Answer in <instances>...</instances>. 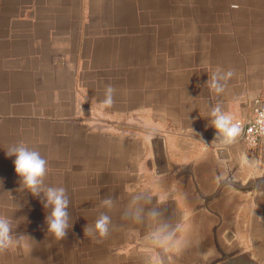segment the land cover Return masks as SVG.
<instances>
[{"label": "crops", "instance_id": "obj_1", "mask_svg": "<svg viewBox=\"0 0 264 264\" xmlns=\"http://www.w3.org/2000/svg\"><path fill=\"white\" fill-rule=\"evenodd\" d=\"M260 96L264 0H0V215L24 235L0 264H190L229 233L264 238V140L251 153L212 125ZM21 141L67 190L64 240L20 189ZM100 213L110 234L85 236Z\"/></svg>", "mask_w": 264, "mask_h": 264}, {"label": "clouds", "instance_id": "obj_2", "mask_svg": "<svg viewBox=\"0 0 264 264\" xmlns=\"http://www.w3.org/2000/svg\"><path fill=\"white\" fill-rule=\"evenodd\" d=\"M233 72L229 70L224 74L219 72L212 75L208 81L209 87L217 94L222 93L225 84L221 81H227ZM114 89L108 86L105 90V99L102 103L105 106H112ZM214 119L213 127L218 134H222L226 143H232L240 134L241 128L238 123H234L230 115L222 113L219 108L212 111ZM7 157H15V172L20 178V189L27 190L34 197H38L47 215L45 223L48 233L58 240H64L68 230L72 227V218L69 213L70 198L67 190L62 186H52L46 183L48 175V161L41 153L26 145L23 141L12 144L5 149ZM3 182L0 181V184ZM110 197L101 201L102 206H111ZM111 218L106 213H100L93 225H87L84 228L85 236L98 235L100 238H107L110 234ZM24 239V235H17L14 232L13 221L6 216L0 215V254L10 250L14 245Z\"/></svg>", "mask_w": 264, "mask_h": 264}, {"label": "rangeland", "instance_id": "obj_3", "mask_svg": "<svg viewBox=\"0 0 264 264\" xmlns=\"http://www.w3.org/2000/svg\"><path fill=\"white\" fill-rule=\"evenodd\" d=\"M251 224L252 223H250V225ZM227 237L229 246L225 243H219L217 248L218 251L214 254L189 255L194 258V261H191L190 264H264L263 237L238 238L234 236L233 233H229ZM260 240L262 241L263 252L257 251L259 250L257 242Z\"/></svg>", "mask_w": 264, "mask_h": 264}, {"label": "built area", "instance_id": "obj_4", "mask_svg": "<svg viewBox=\"0 0 264 264\" xmlns=\"http://www.w3.org/2000/svg\"><path fill=\"white\" fill-rule=\"evenodd\" d=\"M238 124L241 133L238 140L241 141L246 149L255 153L264 140V97L260 96L253 102L251 114ZM220 148L219 146L217 149Z\"/></svg>", "mask_w": 264, "mask_h": 264}, {"label": "water", "instance_id": "obj_5", "mask_svg": "<svg viewBox=\"0 0 264 264\" xmlns=\"http://www.w3.org/2000/svg\"><path fill=\"white\" fill-rule=\"evenodd\" d=\"M218 135H221V136H222V140L224 141V143H226V142H225V139H224V137H223L222 134H218V133L216 132V133H214V136H213V137L216 138ZM224 151H226L225 148L219 149V150H218L219 155H220L221 153H224Z\"/></svg>", "mask_w": 264, "mask_h": 264}]
</instances>
